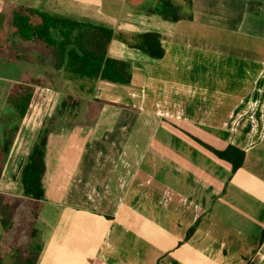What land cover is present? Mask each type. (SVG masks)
Masks as SVG:
<instances>
[{"label":"crops","instance_id":"1","mask_svg":"<svg viewBox=\"0 0 264 264\" xmlns=\"http://www.w3.org/2000/svg\"><path fill=\"white\" fill-rule=\"evenodd\" d=\"M101 1L42 0L113 29L110 55L132 64L133 82H98L92 124L48 130L37 264H264V0H172L178 22L156 14L162 0L118 15ZM145 33L161 36L162 60L131 47ZM196 140L245 151L243 167ZM4 176L0 195L22 197ZM15 229L0 220V264L34 245Z\"/></svg>","mask_w":264,"mask_h":264},{"label":"trees","instance_id":"2","mask_svg":"<svg viewBox=\"0 0 264 264\" xmlns=\"http://www.w3.org/2000/svg\"><path fill=\"white\" fill-rule=\"evenodd\" d=\"M156 14L172 22L183 19L182 7L176 6L172 0H162L160 10ZM191 19L192 16L189 20ZM9 22L12 38H19L24 42H44L51 53L53 69L58 73L66 74L71 81L89 80L96 84L103 81L124 86H130L133 82L132 64L110 55L111 45L116 34L113 29L105 25L55 15L25 6L14 7ZM136 38L137 43L131 44L132 48L156 60H162L165 57L166 52L158 33H145ZM42 84L41 79L32 78L30 82L14 86L10 92L8 103L21 120L28 117L37 90ZM91 85L88 89H86V85H82L81 90H85L88 95H93L95 85ZM83 103L84 100L81 98L68 96L62 102L61 108L64 112L74 114L80 110ZM98 104L104 103L98 101ZM20 131L21 126L16 125L6 130L5 141L2 142L0 136V184L4 179L10 150ZM48 134L47 130L41 141L33 146L29 156L20 166L19 176L24 195L39 206L38 211H33L34 220L39 218L40 210L46 200L44 177L47 173L45 156ZM196 141L221 160L232 164L234 173L243 167L246 158L245 151L236 147L219 151L200 140ZM0 220L5 229L13 230L15 228L13 206L7 202L4 195H0ZM197 226L191 233L196 231ZM33 239L38 241L32 248L22 256L17 255L18 264L38 263L43 251V242L37 231H34Z\"/></svg>","mask_w":264,"mask_h":264},{"label":"rangeland","instance_id":"3","mask_svg":"<svg viewBox=\"0 0 264 264\" xmlns=\"http://www.w3.org/2000/svg\"><path fill=\"white\" fill-rule=\"evenodd\" d=\"M7 3L8 1L1 3L2 8H0V136L3 142L5 141L6 130L16 125L21 126V131L10 150L9 160L4 172L7 181L14 182V191L16 192L19 190L21 160L28 157L32 146L41 141L46 131L56 130L59 127L61 131L64 132L67 129L66 132H68L69 128L77 122L92 124L91 119L93 116L91 115L97 112L101 106L96 102L91 103L93 101L92 95H88L85 90H81L82 85H86V89H88L92 86L91 84L96 85V83L89 80L71 81L66 74L56 72L52 67L51 53L44 42H24L19 38L10 36L12 30L9 25V17L12 9L19 6ZM100 3L103 12L117 13V15L124 11L123 7L126 5L124 3H127L125 7L128 8L124 11L126 14L132 5L129 0H102ZM47 5L44 6L42 0H39L40 10L46 11ZM66 6L69 8L68 6H72V4H66ZM50 12L52 13V11ZM55 12V15L69 17L62 7L55 10ZM19 56L22 58H19ZM32 78L41 79L43 84L37 90L28 117L21 120L8 103V96L14 86L30 82ZM223 89L224 87H222ZM216 91H219V89L216 88ZM68 96L84 100L83 108L80 109L83 114L62 111V102ZM90 104L94 107L91 108ZM92 111L94 112L92 113ZM6 190H10V188L7 187ZM19 197L6 196L7 202L13 206L16 224V229L10 234L16 236L15 242L17 244L21 243L26 247V245L31 246L33 242L36 243L30 232L32 234L33 229H35L34 221L36 220H34L33 211H38L39 206L24 194Z\"/></svg>","mask_w":264,"mask_h":264}]
</instances>
